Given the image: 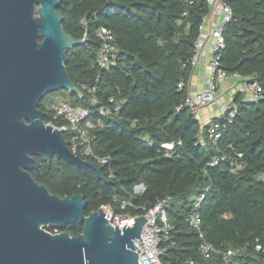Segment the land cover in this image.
Instances as JSON below:
<instances>
[{"label":"trees","instance_id":"16d2710c","mask_svg":"<svg viewBox=\"0 0 264 264\" xmlns=\"http://www.w3.org/2000/svg\"><path fill=\"white\" fill-rule=\"evenodd\" d=\"M224 2L234 20L224 30L221 66L252 78L261 92L255 101L235 96L238 111L216 144L208 138L209 124L202 126L188 109L177 111L188 94L190 60L208 11L205 0H61L57 7L64 31L76 39L86 34V18L88 40L68 49L66 62L82 95L66 93L73 105L91 109L84 125H92L94 152L111 157L114 178L102 181L91 168L56 157L50 163L36 157L40 166L31 175L61 198L82 195L86 216L103 205L119 212L118 203L125 199L149 208L171 197L170 229L160 244L164 264H224L230 248L238 250L232 264H264V0ZM101 27L113 32L118 49L115 65L105 70L95 67ZM88 86L96 88L99 105L120 104L118 113L97 114L84 89ZM49 101L39 102L43 121L58 127L63 120L54 119ZM215 120L226 123L223 115ZM64 135L69 141L70 135ZM163 143H173V149L162 148ZM218 157L224 159L213 165ZM103 174L108 177L106 167ZM139 185L144 190L135 192ZM202 194L196 211L204 240L215 249L209 258L200 254L198 233L186 222ZM54 229L76 236L82 224L47 228ZM256 242L262 251L254 249Z\"/></svg>","mask_w":264,"mask_h":264},{"label":"water","instance_id":"95a60500","mask_svg":"<svg viewBox=\"0 0 264 264\" xmlns=\"http://www.w3.org/2000/svg\"><path fill=\"white\" fill-rule=\"evenodd\" d=\"M61 0H0V264H138L136 240L148 220L113 226L101 208L85 215L82 195L59 197L35 181L36 157L91 168L102 166L72 153L64 130L43 121L39 102L64 90L81 96L67 69V50L88 40L62 27ZM139 185L138 188H142ZM82 224V232L49 227Z\"/></svg>","mask_w":264,"mask_h":264},{"label":"built area","instance_id":"2783aa9c","mask_svg":"<svg viewBox=\"0 0 264 264\" xmlns=\"http://www.w3.org/2000/svg\"><path fill=\"white\" fill-rule=\"evenodd\" d=\"M196 0H189V4ZM208 6L207 13L202 18V23L199 26V35L194 45L193 56L190 60L191 66L194 68L201 58L206 59V66L210 73V78L207 82V88L191 94L188 93L182 104L177 108V111L188 109L196 117L200 110L211 106L219 101V97L215 95L220 85L227 78H237L242 81L239 87V93L244 96L245 101H255L259 98L261 87L252 80V78H243L238 74H229L224 70L220 63V52L225 48L224 30L227 24L234 20V12L232 8L224 2V0H205ZM96 38L100 41V46L97 52L95 67L100 70L108 69L115 65L118 49L114 44V34L111 30L101 27L96 31ZM183 84H179L182 88ZM90 95L89 104L96 107V113L103 116H114L120 110V104L113 106L99 105L95 98L96 88L93 86L84 87ZM54 119L63 120L62 125L56 127L64 130V134L70 135L68 144L72 153L79 155L84 160H89L102 167L108 169V179H113L114 174L111 168V157L109 155L96 154L92 148L93 137L89 133V128L92 127L89 123L85 124L88 116L91 115V109L73 105L69 100L64 98L52 99ZM238 107L234 102H230L224 106L223 117L226 118V123L215 120L209 124L208 138L216 144L222 137L226 126L231 124ZM162 148L172 150L173 143H163ZM224 157L215 158L213 165H217L219 160ZM264 179V175H262ZM136 188V187H135ZM141 189V188H140ZM144 190V187H142ZM141 190V191H143ZM135 191V189H134ZM139 192V191H135ZM204 195H200L194 201L195 210L186 218L188 225L194 229L201 240L199 251L204 258L215 251L211 243L204 240V235L201 229V219L196 209L200 206ZM171 202V197L163 198L157 201L153 206L146 208L138 207L131 200H122L118 203L119 212H116L110 205H103L100 208L108 215V222L113 226L119 223V229L132 226L138 215H131L127 210L142 209L144 213L139 216H144L148 222L144 226L142 237L143 242L136 240L138 254V264H164L161 257L164 251L160 248V244L168 235L170 225L168 222L167 207ZM54 229L52 233H57ZM254 249L257 252L262 251L260 243L254 244ZM238 250L228 249L223 255L224 264H232L233 256Z\"/></svg>","mask_w":264,"mask_h":264},{"label":"crops","instance_id":"0c3cea01","mask_svg":"<svg viewBox=\"0 0 264 264\" xmlns=\"http://www.w3.org/2000/svg\"><path fill=\"white\" fill-rule=\"evenodd\" d=\"M209 78H210V73H209L207 66H206V59L201 58L199 60L198 64L193 68V72L190 76L189 85H188V93L194 94V93H197V92H200V91L206 89L207 88V82H208ZM223 82L225 84L222 83L218 89L225 88L224 92H223L224 95H227L229 92H232L233 90H235V92H236V94L233 95L232 98H230L225 104H223L222 112L224 113V106L230 102H234L235 96L237 94H240L239 93V87L241 86L242 81L237 79V78L229 77ZM220 96H219V98H220ZM241 97H242V100L245 101L244 96L241 95ZM223 113L220 116H222ZM214 119H216V118L209 120V122H207L205 125L210 124Z\"/></svg>","mask_w":264,"mask_h":264},{"label":"rangeland","instance_id":"374dc122","mask_svg":"<svg viewBox=\"0 0 264 264\" xmlns=\"http://www.w3.org/2000/svg\"><path fill=\"white\" fill-rule=\"evenodd\" d=\"M224 89L225 88H220L215 93V95L217 97H219L221 95L220 98H219V101L215 102L214 104H212L209 107L207 106V107L201 109L199 114L197 115V119H198L199 123L202 126H204L207 122H209V120L219 117L223 113L222 112L223 104H225L230 98L233 97V95L236 94L235 90H233L232 92H229L227 95H224L223 94ZM53 97H55V98H60L61 97V98L67 99V100L70 99L69 96L67 95L66 91H64V90H59V91H56V92H52V93H49V94H47L45 96L46 100H50ZM48 104H49V107L51 109H53V102L49 101ZM89 124L91 125V123H89ZM141 190H143V189L142 188L139 189L138 186H136L135 191H141Z\"/></svg>","mask_w":264,"mask_h":264}]
</instances>
